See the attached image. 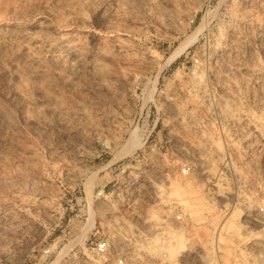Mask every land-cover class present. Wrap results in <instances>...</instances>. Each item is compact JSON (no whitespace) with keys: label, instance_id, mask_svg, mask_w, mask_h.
<instances>
[{"label":"rangeland","instance_id":"1","mask_svg":"<svg viewBox=\"0 0 264 264\" xmlns=\"http://www.w3.org/2000/svg\"><path fill=\"white\" fill-rule=\"evenodd\" d=\"M261 207L264 0H0V264H101L90 210L141 264H264Z\"/></svg>","mask_w":264,"mask_h":264},{"label":"built area","instance_id":"2","mask_svg":"<svg viewBox=\"0 0 264 264\" xmlns=\"http://www.w3.org/2000/svg\"><path fill=\"white\" fill-rule=\"evenodd\" d=\"M193 24V20L190 22ZM182 175H187L189 173V168H182ZM94 199L99 201L104 199L105 191H98L94 196ZM80 201L87 205L86 198H80ZM259 212L264 213V207L259 208ZM154 219L157 215L153 216ZM156 221V220H155ZM153 221V223L155 222ZM183 221L182 214H175L172 218L166 216H160L158 214V241L164 243L167 240L169 232H172L175 228V224H180ZM87 223V219L84 221V225ZM96 222L92 224L90 230V236L85 240L84 246L88 247L93 256L101 264H141L142 260L140 256L130 255L128 253V246L130 245V239L124 238L120 235L121 230L111 228L106 224L105 228H102L103 224L98 222L100 229L97 228ZM71 233L68 230V235ZM119 236V237H117ZM116 240V241H115ZM52 251L50 248L42 250V255L45 258L50 257ZM186 256L179 255L174 261L169 260L168 254L164 251H158V264H186Z\"/></svg>","mask_w":264,"mask_h":264},{"label":"bare ground","instance_id":"3","mask_svg":"<svg viewBox=\"0 0 264 264\" xmlns=\"http://www.w3.org/2000/svg\"><path fill=\"white\" fill-rule=\"evenodd\" d=\"M193 39V38H192ZM189 41H191V40H189ZM188 41V42H189ZM63 44V43H62ZM182 47V46H181ZM185 47V46H184ZM66 48V51L68 52V53H73V52H71V48L69 47V46H66L65 47ZM184 49V48H183ZM177 51V50H176ZM181 52V50L179 51V49H178V54ZM176 53V52H175ZM74 54V53H73ZM178 54H176V56L178 55ZM173 56H175V55H173ZM173 58V57H172ZM133 135V134H132ZM133 137V136H132ZM138 139V138H137ZM139 141V140H138ZM138 141H134V139L132 140V139H130L128 142H127V144H126V147H124V150H122V152H124L125 151V153L124 154H127L129 151H134L133 149H135V147L137 148V146H138V144H139V142ZM127 152V153H126ZM206 163V162H205ZM203 165H204V162H203V160H201L199 157H197L196 158V172H197V175L199 176V177H201V178H204V179H206L208 182H209V186H210V190L212 191V190H214V189H217V187H216V184L215 183H213L212 182V176H211V174L209 173V171H207L206 170V168H205V166L203 167ZM211 195V197L214 199H216L217 198V196H216V194L215 193H211L210 194ZM93 211H91L90 210V213H89V222H90V226H92V223L94 222V216H93ZM230 226V225H229ZM231 227V226H230ZM229 228V227H228ZM91 229V228H90ZM88 231V230H87ZM172 236V235H171ZM79 239H81V238H79ZM171 239V238H170ZM78 241V240H77ZM181 241H182V238H180L179 239V242L181 243ZM82 242V241H81ZM76 245H77V243H75ZM78 244H81V243H78ZM83 245H84V243H82ZM81 246V245H80ZM168 254V253H167ZM169 256V255H168ZM60 260V259H59ZM57 259L56 260H54L53 262H51L50 264H57ZM259 263V262H258ZM257 264V263H256ZM260 264V263H259ZM262 264V263H261Z\"/></svg>","mask_w":264,"mask_h":264}]
</instances>
